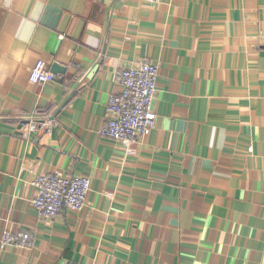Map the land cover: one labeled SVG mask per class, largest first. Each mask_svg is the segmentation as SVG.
<instances>
[{
	"label": "crops",
	"instance_id": "obj_1",
	"mask_svg": "<svg viewBox=\"0 0 264 264\" xmlns=\"http://www.w3.org/2000/svg\"><path fill=\"white\" fill-rule=\"evenodd\" d=\"M263 36L264 0H0V264H264ZM143 60L157 120L127 150L99 132ZM40 61L65 72L34 85ZM53 172L91 178L83 212L39 218Z\"/></svg>",
	"mask_w": 264,
	"mask_h": 264
},
{
	"label": "built area",
	"instance_id": "obj_2",
	"mask_svg": "<svg viewBox=\"0 0 264 264\" xmlns=\"http://www.w3.org/2000/svg\"><path fill=\"white\" fill-rule=\"evenodd\" d=\"M151 5H160L164 0H146ZM264 40V36H263ZM160 66L146 60L134 67L120 70L116 74L117 91L111 94L105 114V125L100 136L118 142L129 150L146 138L156 125L155 100ZM57 76L47 65L40 61L31 71L30 82L34 85L56 82ZM53 121L31 120L27 130L49 131ZM253 151V148L250 147ZM36 195L32 200L33 208L39 218L53 221L64 211L74 214L83 212L92 190L89 177L67 176L59 172L40 174L30 180ZM4 247L32 250L35 246L33 235L29 233L6 232L2 238ZM66 264H80L67 262Z\"/></svg>",
	"mask_w": 264,
	"mask_h": 264
},
{
	"label": "water",
	"instance_id": "obj_3",
	"mask_svg": "<svg viewBox=\"0 0 264 264\" xmlns=\"http://www.w3.org/2000/svg\"><path fill=\"white\" fill-rule=\"evenodd\" d=\"M65 72V68L60 67L58 64H54L53 73L54 74H63Z\"/></svg>",
	"mask_w": 264,
	"mask_h": 264
}]
</instances>
